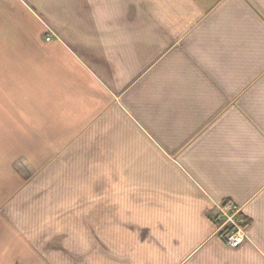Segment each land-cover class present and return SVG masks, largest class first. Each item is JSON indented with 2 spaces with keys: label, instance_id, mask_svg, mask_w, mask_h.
Segmentation results:
<instances>
[{
  "label": "crops",
  "instance_id": "0c3cea01",
  "mask_svg": "<svg viewBox=\"0 0 264 264\" xmlns=\"http://www.w3.org/2000/svg\"><path fill=\"white\" fill-rule=\"evenodd\" d=\"M0 141V264H264V0H0Z\"/></svg>",
  "mask_w": 264,
  "mask_h": 264
},
{
  "label": "built area",
  "instance_id": "2783aa9c",
  "mask_svg": "<svg viewBox=\"0 0 264 264\" xmlns=\"http://www.w3.org/2000/svg\"><path fill=\"white\" fill-rule=\"evenodd\" d=\"M210 219L214 225V234L230 248H236L246 241L238 209L231 204L214 206Z\"/></svg>",
  "mask_w": 264,
  "mask_h": 264
},
{
  "label": "rangeland",
  "instance_id": "374dc122",
  "mask_svg": "<svg viewBox=\"0 0 264 264\" xmlns=\"http://www.w3.org/2000/svg\"><path fill=\"white\" fill-rule=\"evenodd\" d=\"M2 141H0V147H2V143H1ZM18 164H16L15 166H17ZM52 211H53V206H52V204H50V208H47L46 209V213H52Z\"/></svg>",
  "mask_w": 264,
  "mask_h": 264
}]
</instances>
